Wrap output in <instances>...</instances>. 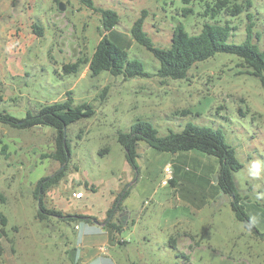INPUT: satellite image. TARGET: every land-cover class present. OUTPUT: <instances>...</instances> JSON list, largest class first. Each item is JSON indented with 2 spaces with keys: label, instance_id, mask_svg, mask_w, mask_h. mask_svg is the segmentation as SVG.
Wrapping results in <instances>:
<instances>
[{
  "label": "rangeland",
  "instance_id": "obj_1",
  "mask_svg": "<svg viewBox=\"0 0 264 264\" xmlns=\"http://www.w3.org/2000/svg\"><path fill=\"white\" fill-rule=\"evenodd\" d=\"M92 1L117 12L119 21L106 35L141 60L148 77L92 75L87 63L77 73L63 72V64L89 58L100 39V14L80 0H0V27L13 29L4 37L0 30V111L22 118L27 110L63 100L67 91L74 105L88 102L95 110L66 128V172L41 196L48 209L89 219L38 217L36 182L61 168L44 156L54 150V130L0 122V264H264V85L240 73L239 58L225 52L197 62L184 78L162 79L158 60L130 33L145 11L143 30L155 46H169L177 25L197 34L214 21L232 27L229 43H241L252 21L253 35L259 34L253 42L262 47L264 0H249L238 15L222 11L213 18L205 10L216 0ZM11 42L15 49L7 55ZM138 119L151 122L159 135L188 122L219 128L242 164L234 179L255 230L236 218L230 197L218 187L213 155L159 151L140 141L138 169H132L116 133ZM104 147L109 151L100 154ZM166 165L175 185L161 184ZM126 190L121 209L108 214ZM108 221L120 231L106 227Z\"/></svg>",
  "mask_w": 264,
  "mask_h": 264
},
{
  "label": "trees",
  "instance_id": "obj_2",
  "mask_svg": "<svg viewBox=\"0 0 264 264\" xmlns=\"http://www.w3.org/2000/svg\"><path fill=\"white\" fill-rule=\"evenodd\" d=\"M86 7L100 14V39L97 41L93 52L89 58L78 59L73 63L62 65L64 73H77L81 64L87 63L92 75H98L102 71H107L113 76L122 75L124 79L134 77H148L150 74L144 70L143 63L137 58H130L128 52L117 46L106 35L119 21L118 14L110 8L97 7L92 0H80ZM251 2L246 0V5L231 2L230 0H216L205 10V14L211 18L224 11L228 15H238L245 7H250ZM137 18L130 29L134 40L149 50L159 62L157 75L162 78L180 79L184 78L188 70L197 62L213 57L216 53L225 52L236 55L240 60L243 70L240 73H248L260 79L264 85V46L260 47L253 42V36L259 38V34L253 35V22L246 26V38L241 43H229L228 38L232 27L227 23L218 21L205 22L197 34L188 33L182 25H177L171 36V42L167 47L155 46L151 39L143 30V15ZM251 20V14H248ZM34 32L41 35V28L33 25ZM63 100L43 104L36 112L27 110L24 117L17 118L6 111H0V122L8 124L14 128H30L39 125H48L54 130V150L45 157L52 158L60 163L61 168L52 175L39 178L35 185L34 195L38 200V217L43 219L44 215H55L63 219H75L89 217L81 214L63 215L60 211L48 209L43 205L42 195L52 186L56 185L66 172L70 157V144L67 138L66 128L83 118L94 115L95 110L88 102L73 104L71 91L66 92ZM191 111L184 110L183 114ZM116 141L121 145L124 158L127 164L134 170L138 169L136 159L139 156L138 143L145 142L148 146L170 153L186 150H198L205 154H210L218 158L219 167L216 174V181L221 192L230 197L231 209L236 218L242 221L246 228L254 229L240 203V195L236 188L234 173L238 171L242 164L236 156L235 148L230 145L219 128L198 125L188 122L180 131L169 130L164 135H159L156 127L149 121L138 119L130 125L128 131H117ZM6 146L2 147L4 151ZM109 148L104 147L100 154L108 152ZM171 185H175V180H170ZM127 190L123 192L121 198H115L113 205L108 210L111 214L113 209H121L120 201L126 196ZM123 223L122 221H120ZM2 223L6 224V218H2ZM106 227L118 232L121 226L114 222H109ZM169 241L176 247V239L170 236ZM184 255V253H180Z\"/></svg>",
  "mask_w": 264,
  "mask_h": 264
},
{
  "label": "built area",
  "instance_id": "obj_3",
  "mask_svg": "<svg viewBox=\"0 0 264 264\" xmlns=\"http://www.w3.org/2000/svg\"><path fill=\"white\" fill-rule=\"evenodd\" d=\"M164 176L161 180V184L162 185H167L168 183H170V180L173 178V173H172V169L170 167V165H166L164 170H163ZM80 193L77 194V196H79Z\"/></svg>",
  "mask_w": 264,
  "mask_h": 264
},
{
  "label": "crops",
  "instance_id": "obj_4",
  "mask_svg": "<svg viewBox=\"0 0 264 264\" xmlns=\"http://www.w3.org/2000/svg\"><path fill=\"white\" fill-rule=\"evenodd\" d=\"M0 30L2 31V37H4L3 32L6 31V32H8V34H9L10 31L13 30V29H12V27L6 25L5 28H4V27H0ZM16 30H17V29H16ZM7 46H8V51L6 52V51L4 50V53H7V55H10V54H12L13 50L15 49V47H13V42L9 43ZM11 48H13V50H11ZM0 49H1V46H0ZM11 51H12V52H11ZM176 153H177V152H176ZM173 178H174V180L176 179L174 173H173ZM82 196H83V194H82ZM82 196H81V197H82ZM122 222H123V221H122Z\"/></svg>",
  "mask_w": 264,
  "mask_h": 264
},
{
  "label": "water",
  "instance_id": "obj_5",
  "mask_svg": "<svg viewBox=\"0 0 264 264\" xmlns=\"http://www.w3.org/2000/svg\"><path fill=\"white\" fill-rule=\"evenodd\" d=\"M58 8H59L60 10H64V9H65V5H64L62 2H59V4H58Z\"/></svg>",
  "mask_w": 264,
  "mask_h": 264
},
{
  "label": "flooded vegetation",
  "instance_id": "obj_6",
  "mask_svg": "<svg viewBox=\"0 0 264 264\" xmlns=\"http://www.w3.org/2000/svg\"><path fill=\"white\" fill-rule=\"evenodd\" d=\"M120 217H122V216H120Z\"/></svg>",
  "mask_w": 264,
  "mask_h": 264
}]
</instances>
